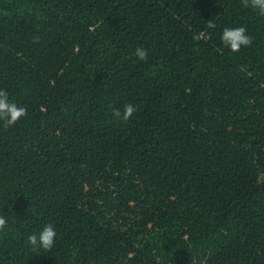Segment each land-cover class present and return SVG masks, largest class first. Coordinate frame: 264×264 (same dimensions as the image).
Listing matches in <instances>:
<instances>
[{"label": "trees", "instance_id": "obj_1", "mask_svg": "<svg viewBox=\"0 0 264 264\" xmlns=\"http://www.w3.org/2000/svg\"><path fill=\"white\" fill-rule=\"evenodd\" d=\"M238 26L253 39L234 53ZM0 90L27 109L0 121V264H264L259 10L0 0ZM48 223L55 245L34 251Z\"/></svg>", "mask_w": 264, "mask_h": 264}, {"label": "clouds", "instance_id": "obj_2", "mask_svg": "<svg viewBox=\"0 0 264 264\" xmlns=\"http://www.w3.org/2000/svg\"><path fill=\"white\" fill-rule=\"evenodd\" d=\"M243 6L257 9L261 15H264V0H243ZM215 27V23L211 19L208 20L207 28L213 29ZM202 38H205L204 33L193 37L197 41ZM252 39L244 26L225 27L221 36L223 44L234 53L239 52L242 47L251 45ZM135 56L139 60L146 61L148 59V52L143 47H137L135 49ZM136 112L137 107L131 103L125 104L122 111L119 108L112 109L113 118L122 121L130 120ZM26 115V107L10 100L7 91L0 90V121H3L6 127L15 125L20 118ZM8 222L9 219L6 214L0 215V232L5 230ZM56 236L55 226L52 223H48L40 231L29 234L27 242L34 251L42 249L44 252H48L54 247Z\"/></svg>", "mask_w": 264, "mask_h": 264}]
</instances>
